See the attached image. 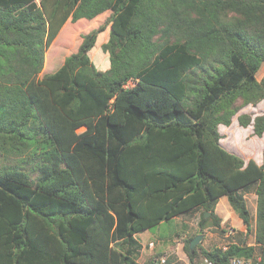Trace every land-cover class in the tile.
<instances>
[{"label":"trees","instance_id":"16d2710c","mask_svg":"<svg viewBox=\"0 0 264 264\" xmlns=\"http://www.w3.org/2000/svg\"><path fill=\"white\" fill-rule=\"evenodd\" d=\"M106 12L42 75L68 21ZM263 63L264 0H0V264H153L137 234L197 211L228 240L189 236L191 264H264V163L220 132L264 101ZM237 120L264 140V111ZM222 196L246 231L222 226Z\"/></svg>","mask_w":264,"mask_h":264},{"label":"rangeland","instance_id":"374dc122","mask_svg":"<svg viewBox=\"0 0 264 264\" xmlns=\"http://www.w3.org/2000/svg\"><path fill=\"white\" fill-rule=\"evenodd\" d=\"M109 15L110 12H106L95 18L94 20L81 19L77 22L68 21L67 23L72 27L73 34L71 35L70 39H68V36L60 38L58 42L59 44L56 47V49H59V56L57 57L58 63L56 67H51L50 57L48 67L45 66L46 68H44L42 75L45 73L56 71L62 65L67 55L78 50L83 40V36L98 28L100 25L104 24V22H107L106 20L108 19ZM50 47L46 52V56ZM262 66L264 67V65ZM261 70L262 67L257 73L258 77L262 75ZM262 111H264V101L257 104L256 106L249 105L241 108L239 112L234 116V120L230 126L220 125V132L222 134L221 142L224 147H232L233 149H236L238 154H240L245 159L253 157L256 161L264 163V140L253 134L252 126H241L237 120L238 115L241 113H250L254 117L256 114ZM82 130L83 129H80L79 131ZM22 165L30 168V165H28L27 163H22ZM36 176L37 173L33 172L32 177L35 178ZM227 202L230 206L229 201ZM221 211H223L224 214H227L226 210L223 207H221ZM200 215L201 211H197L191 215L178 217L174 222H164L157 225L156 227L140 232L137 237L144 246V251L142 253V256L140 257V261L142 263H146L155 256L166 255L168 258L167 264H191L187 254L184 251V241L189 236L197 233V225L200 219ZM234 224H237L236 218H231L224 224L225 228L228 230V234L231 228H233ZM200 234H203V238L200 243L208 249L216 246H223L228 240L227 238L217 234L212 228H207L205 230V233ZM248 240L253 241V238H250ZM149 241H153L154 245L150 246ZM192 264L208 263L204 258L199 256Z\"/></svg>","mask_w":264,"mask_h":264},{"label":"crops","instance_id":"0c3cea01","mask_svg":"<svg viewBox=\"0 0 264 264\" xmlns=\"http://www.w3.org/2000/svg\"><path fill=\"white\" fill-rule=\"evenodd\" d=\"M262 65H264V63ZM261 67H262V70H261L262 71V75L260 77H258L257 74H256V77H257L258 80H261L264 77V67L263 66H261ZM81 129H84V128H81ZM227 149L230 150V151H233L235 153H238L237 150L233 149L232 147L227 148ZM250 158H253V157H250ZM258 163L261 164L263 162H258ZM245 197L247 199V203H248V206L250 208V211H251V213H252V215L254 217L253 227L255 228V218H256V212H257V194L254 191H249V192H247L245 194ZM227 201H228L227 196H222V197H220V199H219V201L217 203V206H216V213L222 218V226L225 227L224 224L227 221H229L231 218H236L237 224H234L233 228H235L237 230H241V231H246V228H245V225H244L242 219L239 216H236L238 214L234 211V209L232 208L231 205L229 206ZM221 207H223L226 210L227 214H224L223 211H221ZM178 217H181V216H178ZM178 217H176V218H178ZM176 218L171 220V222L172 221L174 222L176 220ZM165 222H168V221H165ZM162 223H164V222H162ZM198 224H199V221H198ZM197 234H200L199 233V225H197V233H196V235ZM250 238H253V241H249L248 239H250ZM247 240H248L249 244L254 243L255 242L254 235L250 234L248 236ZM150 242H153V241H149V243ZM150 249H152V248H150ZM143 251H144V246H143V249H142V253H143ZM142 253H141V256H142Z\"/></svg>","mask_w":264,"mask_h":264},{"label":"built area","instance_id":"2783aa9c","mask_svg":"<svg viewBox=\"0 0 264 264\" xmlns=\"http://www.w3.org/2000/svg\"><path fill=\"white\" fill-rule=\"evenodd\" d=\"M230 234L233 233L232 230L229 232ZM150 246H153L154 243L150 242ZM167 256L166 255H161L159 256L156 260H154L153 264H167ZM262 260L261 256H257V261L260 262ZM230 264H254V261L252 259H247L245 257H232L230 260Z\"/></svg>","mask_w":264,"mask_h":264},{"label":"water","instance_id":"95a60500","mask_svg":"<svg viewBox=\"0 0 264 264\" xmlns=\"http://www.w3.org/2000/svg\"><path fill=\"white\" fill-rule=\"evenodd\" d=\"M206 216H209V212H206ZM203 238V234H197L191 241L190 243V248L191 250H193L197 244H199L201 242Z\"/></svg>","mask_w":264,"mask_h":264}]
</instances>
